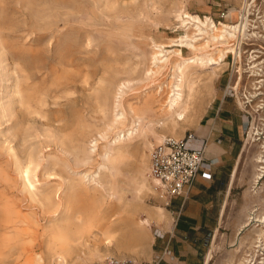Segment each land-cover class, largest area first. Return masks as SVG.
Listing matches in <instances>:
<instances>
[{
  "label": "rangeland",
  "instance_id": "obj_1",
  "mask_svg": "<svg viewBox=\"0 0 264 264\" xmlns=\"http://www.w3.org/2000/svg\"><path fill=\"white\" fill-rule=\"evenodd\" d=\"M178 6L185 9L180 11ZM223 8L228 17L215 27L242 22L238 37L228 39L234 46L240 39L241 56L229 53L225 57L227 65L213 79V95L208 94L203 79L189 122L159 123L150 133L126 137L120 142L123 154L116 173L107 164L95 180L88 181L90 175L83 179L82 174L94 170L111 146L121 82L130 81L123 88V97L144 105L152 116L162 112L167 100V69L149 83L142 80L152 40L163 43L167 50L179 48L188 56L191 50L180 43L203 37L195 41L199 44L205 35H197L199 30L187 14L214 18ZM254 60L261 61L257 69L261 76L250 72ZM236 69L241 71L236 94L228 97L249 116L244 138L249 147L241 156L240 177L248 175L250 180L240 188L239 196L240 205L245 203L248 208L242 224L249 223L221 229L223 238H217L209 264H242L264 250V225L254 221L264 217V171L254 191L251 186L255 158L264 157V0H247L245 7L243 0H0V264H24L14 240L5 232L7 207L21 211L26 221L18 224L28 232L33 250L44 252L46 228L56 213L54 206L40 198L65 187L71 190L68 210L98 214L94 233L74 244L71 262L98 264L99 258L114 257L113 252L141 257L156 229L151 220L155 219V206L164 207L159 192L140 186L145 163L150 164L152 149L161 143L156 135L177 138L174 134L182 133L181 138L196 132L191 121L197 126L204 123V108L215 104L228 84L236 83ZM255 77L261 79L256 86ZM26 84L30 94L25 104L19 90ZM30 155L36 197L23 187L17 171V163L25 164ZM248 193L255 202H247ZM144 218L150 226L142 231L141 241H129L130 229H139V220ZM108 225L115 232L111 242L100 233ZM230 235H237L235 244L229 241ZM236 246H240L238 252Z\"/></svg>",
  "mask_w": 264,
  "mask_h": 264
},
{
  "label": "bare ground",
  "instance_id": "obj_2",
  "mask_svg": "<svg viewBox=\"0 0 264 264\" xmlns=\"http://www.w3.org/2000/svg\"><path fill=\"white\" fill-rule=\"evenodd\" d=\"M243 5L244 7L247 5V0H243ZM184 9L185 6L179 7L180 11H183ZM187 15L190 16L191 25L199 30L197 35H205V40L199 44H195V41L202 39L203 37L188 38L186 40H189V43H180L181 46H187L191 50L188 56H184L179 48L171 50L164 49L166 46L163 43H158L154 40H152L150 44L151 52L149 65L144 71L142 80L149 83V81L156 76L158 77L159 75L165 74L167 69V80L165 84V86L168 87L167 100L165 101L163 108H161L162 112L159 113L157 117L152 116L144 105L135 103L131 98L123 97V95L126 94V92L123 91V88H128L130 81L127 80L121 82L117 87V93L119 95L117 96V99H115L114 105L115 107H118L119 110L115 114L116 121L113 124L114 126L112 128L110 127L113 133L109 140L111 146L108 151H104L102 155L103 160L96 165L94 170L82 174L81 177L83 179L86 178L87 175H90L88 181L95 180L100 171L107 168L109 164L112 172L116 173L118 170V161L123 154L120 142L126 137L132 138L142 135L143 133H150L153 131V126L159 123H167L169 121L171 124H181L182 122H189V111L193 104L196 92L199 90V82L203 79H205L204 85L207 88L208 94L210 96L212 95V92L214 91L212 84L213 79L218 75V71L224 69L227 65L225 57L229 52L237 54V48L240 46V39H237V44H235L236 47L233 44L228 43V39L230 37H238L237 35L240 33L242 22L239 21L236 24H227L223 22L220 24V27H215L216 24L208 20L207 17L203 19L197 14H194L193 16L189 14ZM184 18H187L186 15ZM242 18L246 19L247 17L243 16ZM245 25L246 24L243 26ZM242 30L244 31V29ZM238 55L241 56V49ZM251 57L253 58L254 56L251 54ZM260 62H255L254 60L249 65L250 72H253L252 74L254 76H261L257 71ZM239 69H241V67H239ZM24 77V80L26 81L28 77L25 76V74ZM258 81H261V79L255 77V86ZM19 91L24 93V95L21 93V101L26 104L29 100L30 94L27 84L25 89ZM238 103L242 105L240 100H238ZM244 119L247 127V124H249V118L246 114ZM191 122L193 124L196 123L195 120H192ZM181 135L182 133L174 134L177 138ZM165 138V135H156V139L159 140V142H162ZM262 145L261 147L264 146ZM255 162L256 170L253 173L251 184L253 191L255 189V183L259 181V178L263 177L264 157L259 154L257 158H255ZM33 163V158L30 155L25 164H22L21 162L17 163V171L23 187L26 188L32 197H36L37 187L34 185L35 175L33 173ZM143 169L144 174H142L143 178L140 181L141 188L145 186L151 191L159 192L157 190L158 182L151 175L150 164L146 162ZM80 185L86 187L82 181L80 182ZM141 188L139 187V190ZM70 191L71 190H68V188L65 187L61 191H58V193L57 191L53 192V195L49 192L43 193L40 198L44 204L54 206V213H56L54 214V217L49 220V225L46 228L48 238L44 244V252H36L33 250L34 246L32 245L31 238L27 236L28 232L18 224L20 221H26L24 216L21 217V211L18 210L14 212L11 208L7 207L6 212L9 215L4 226L5 232L7 233L8 239L14 240V244L17 247V255L23 259L24 264H87L75 263L74 261L71 262L70 257L73 253L74 244L81 237L94 233L93 229L97 226L96 222L98 220V214L94 211H88L87 213L82 214L79 211L72 212L68 210L69 205H67V202L71 201L69 200L71 198ZM249 193L251 192L249 191ZM55 196H57V200H54ZM159 196L163 197L160 193ZM252 197L254 196L252 195ZM262 200L264 201V194ZM155 208L157 209V212L154 217L160 221L163 219L164 208L162 206H155ZM254 221L263 223L264 225V217L262 216L256 217ZM248 223L249 222L247 221L245 226L248 225ZM138 226L139 229H130L128 234L131 239H129V241L133 240L134 242H140L142 231L148 230L150 222L146 218L140 219ZM100 233L104 236V239L107 242H111L115 237V232L109 228V225L100 230ZM112 256L119 260H128L131 262H136L140 259L139 256L134 255L133 253L113 252ZM99 260V263H102L105 258H99Z\"/></svg>",
  "mask_w": 264,
  "mask_h": 264
},
{
  "label": "crops",
  "instance_id": "obj_3",
  "mask_svg": "<svg viewBox=\"0 0 264 264\" xmlns=\"http://www.w3.org/2000/svg\"><path fill=\"white\" fill-rule=\"evenodd\" d=\"M216 100L208 109L204 108V123L193 124L195 143L204 142L205 160H212L210 176L200 173L187 191L171 199L169 207L162 199L163 219H151L156 229L139 264H209L217 238L222 237L221 229L246 224L242 222L248 212L247 204L240 205L239 197L240 188L250 180L248 175L240 177L241 156L249 147L247 139L244 144L245 113L225 95V90L218 93ZM247 195L250 197L247 202L256 201ZM237 238L230 235L228 239L235 244ZM239 248L236 246L234 251Z\"/></svg>",
  "mask_w": 264,
  "mask_h": 264
},
{
  "label": "built area",
  "instance_id": "obj_4",
  "mask_svg": "<svg viewBox=\"0 0 264 264\" xmlns=\"http://www.w3.org/2000/svg\"><path fill=\"white\" fill-rule=\"evenodd\" d=\"M227 15V10L223 8L219 10L214 18L206 15H202L201 18L205 19L207 17L208 20L218 24L222 21L221 19L227 18ZM237 50H240V46H238ZM239 52L237 51V54L234 56L240 57L238 55ZM229 53L234 54L233 52ZM235 72H237L235 79L237 81L234 84L226 86V96L236 94L235 86L240 79V72L237 69ZM244 113L248 116L247 112ZM196 139L195 134L191 132L181 138L166 137L150 153L151 175L158 182L157 189L161 196H163L162 199L167 207L172 205L171 199L174 196L181 195L190 188L200 173L210 176L209 167L212 164V160H205L204 142L196 144ZM249 218V220H253V217L250 216ZM249 260L251 264H264V250L260 255L255 256L253 259L245 260L242 264H247ZM98 264H131V262L119 260L116 257H108Z\"/></svg>",
  "mask_w": 264,
  "mask_h": 264
}]
</instances>
